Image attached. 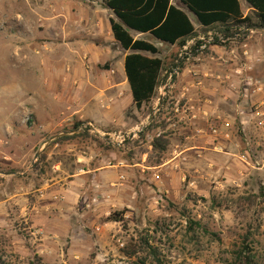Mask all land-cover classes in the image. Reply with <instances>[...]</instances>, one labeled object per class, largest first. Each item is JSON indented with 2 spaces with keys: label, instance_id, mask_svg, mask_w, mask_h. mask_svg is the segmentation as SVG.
Masks as SVG:
<instances>
[{
  "label": "rangeland",
  "instance_id": "rangeland-1",
  "mask_svg": "<svg viewBox=\"0 0 264 264\" xmlns=\"http://www.w3.org/2000/svg\"><path fill=\"white\" fill-rule=\"evenodd\" d=\"M82 13H96V32ZM110 15L103 0H0V76L29 84L35 76L42 86L62 66V30L71 24L77 38L113 50L119 62L125 52L110 41ZM198 32L203 42L213 34ZM249 32L231 43L241 54L233 66L208 45L184 60L179 50L175 68L177 47L152 39L167 67L157 97L142 110L129 106V128L105 133L126 134L122 146L105 135L90 139L111 163L122 158L129 166L111 209L124 212L122 222L106 226L111 215L55 207L49 223L36 191L54 164L47 168L35 152L20 167L1 163L0 171L17 173H0V264H264V37ZM226 87L234 97L223 94ZM35 133L43 143L57 131L39 125ZM161 135L163 157L151 146ZM17 174L26 175L10 177ZM190 221L199 225L191 229Z\"/></svg>",
  "mask_w": 264,
  "mask_h": 264
},
{
  "label": "crops",
  "instance_id": "crops-1",
  "mask_svg": "<svg viewBox=\"0 0 264 264\" xmlns=\"http://www.w3.org/2000/svg\"><path fill=\"white\" fill-rule=\"evenodd\" d=\"M241 3L246 9L245 14H248L250 10L246 2L241 0ZM68 14L70 15H64ZM109 17H112V13ZM65 18L68 20L70 17ZM80 18L86 20V29L90 32H96V26L101 25L96 13H82ZM66 24H69V20ZM71 25L68 32L65 27L62 30V35H66L68 39L63 42L64 47L61 49L62 66L56 68L57 73L49 72L50 78H45L42 86L34 85L38 84L39 80L35 76V82L31 84L28 81L15 82L0 76V164L9 163L20 167L34 157V152L36 155L41 152L40 156L45 153L49 161L55 160L52 169L54 174L48 173L44 185L36 191L40 192L39 198L47 213L44 216L48 220L55 207L63 213L74 211L80 217H108L111 215V209L116 207L114 203L118 200L122 188L125 187V182L120 183V177L125 176L123 169L129 167L122 158L111 163V158L105 150L98 149L92 140L52 146L60 138L76 136L65 135L76 131L61 133L58 136L62 137L50 144L48 142L58 136L43 143L38 138L34 140L37 137L35 130L39 125L45 130L58 132L83 123V127L78 131L90 127L91 134L96 135L127 129L130 125L126 111L134 104L125 73V58L129 53H125L119 62L114 63L116 56L113 50L81 41L75 36L73 24ZM196 28L198 30L199 26ZM108 29L110 41H115L110 25ZM256 34L252 30L250 39ZM140 38L147 36L136 35V39ZM198 39L204 41L203 37ZM211 47L223 61V66L238 64L235 53L239 55V49L233 47L229 50L218 45ZM261 52L263 51L258 52V57L262 59ZM251 56L253 59L257 55ZM223 94L234 97L229 87L225 88ZM190 148L193 149L192 146ZM41 220L44 223L43 219L37 218V221ZM48 222L50 223V220ZM109 223L111 222H105V225ZM96 229L101 231L102 227Z\"/></svg>",
  "mask_w": 264,
  "mask_h": 264
},
{
  "label": "trees",
  "instance_id": "trees-1",
  "mask_svg": "<svg viewBox=\"0 0 264 264\" xmlns=\"http://www.w3.org/2000/svg\"><path fill=\"white\" fill-rule=\"evenodd\" d=\"M244 1L250 10L248 14H245L241 0H103L104 8L113 15L109 21L112 35L120 48L129 53L125 58V73L136 109L142 110L155 100L162 84L163 73L167 69L165 62L159 57L160 49L151 42L152 39L177 47L178 52L170 64L177 68L179 64L176 62L180 61L179 50L192 40H196L191 47L193 52L206 44L198 40L200 35L190 16L193 14L203 33H213L216 41L211 46L228 42L230 44H225V47L230 49L231 43L241 38L245 40L250 29L257 34H264V0ZM138 34L146 35L151 40L136 39ZM83 125L77 123L73 128L58 131L47 140L61 133L78 131ZM166 138L161 135L151 143L153 150L159 152L161 157L167 152ZM90 139L94 138L91 136V128L87 127L81 134L60 138L52 146ZM39 160L47 168L55 163V160L49 161L45 153ZM0 173L16 174L17 171L1 170ZM123 216L124 212L112 213L106 222H122ZM190 224L191 229L193 225H199L192 221Z\"/></svg>",
  "mask_w": 264,
  "mask_h": 264
},
{
  "label": "built area",
  "instance_id": "built-area-1",
  "mask_svg": "<svg viewBox=\"0 0 264 264\" xmlns=\"http://www.w3.org/2000/svg\"><path fill=\"white\" fill-rule=\"evenodd\" d=\"M220 40L223 41V38L220 37ZM215 41H216V40H215V38H214V35H213V34H210V39L206 42L205 45H203V46L200 48V50H204V49H206L208 45H211V44L215 43ZM195 42H196V40H192V41H190L185 47H183V50H182V52H181V54H180V58H181V60H184L185 58H190V57H191V53H190V52H191V47L195 45ZM228 79H229V78H228ZM137 129L140 130L139 127H138ZM214 132L217 133L218 130L215 129ZM99 135H100L101 137L108 136V137L112 138V139H113V142L115 141L114 143H115L116 145H118V146H122V145L125 143V141H126V134H122V133H119V134H116V133H115V134L99 133ZM104 135H105V136H104ZM228 136H229V135H226L227 138H228ZM114 139H115V140H114ZM246 159H247V158L244 156V157H243V160L246 161ZM125 180H126L125 176H121V177H120V183H121V184H123V183L125 182Z\"/></svg>",
  "mask_w": 264,
  "mask_h": 264
},
{
  "label": "water",
  "instance_id": "water-1",
  "mask_svg": "<svg viewBox=\"0 0 264 264\" xmlns=\"http://www.w3.org/2000/svg\"><path fill=\"white\" fill-rule=\"evenodd\" d=\"M250 30H252V29H250ZM82 131H83V129H82L81 131H76V132H73V133H70V134H65V135H69V136L77 135V134H80ZM60 137H62V136H58V137L54 138L53 140H50V141L48 142V144L52 143V141H56V140H57L58 138H60ZM40 154H41V152H38L37 157H39Z\"/></svg>",
  "mask_w": 264,
  "mask_h": 264
},
{
  "label": "bare ground",
  "instance_id": "bare-ground-1",
  "mask_svg": "<svg viewBox=\"0 0 264 264\" xmlns=\"http://www.w3.org/2000/svg\"><path fill=\"white\" fill-rule=\"evenodd\" d=\"M21 20V19H20Z\"/></svg>",
  "mask_w": 264,
  "mask_h": 264
}]
</instances>
